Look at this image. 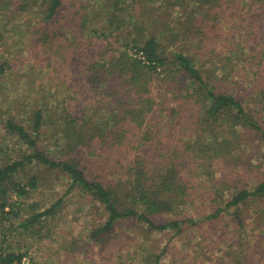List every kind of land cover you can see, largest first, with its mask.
<instances>
[{"label": "trees", "instance_id": "trees-1", "mask_svg": "<svg viewBox=\"0 0 264 264\" xmlns=\"http://www.w3.org/2000/svg\"><path fill=\"white\" fill-rule=\"evenodd\" d=\"M9 24L30 34L27 60L5 52ZM0 42V85H26L9 99L0 86L1 220L34 232L56 216L60 198L34 199L57 174L104 217L76 242L63 232L67 248L180 264L160 262L168 241L206 225L205 245L224 248L215 264H261L264 0H0ZM132 227L137 249L167 239L118 262ZM8 229L1 263L26 254L4 248Z\"/></svg>", "mask_w": 264, "mask_h": 264}, {"label": "rangeland", "instance_id": "rangeland-1", "mask_svg": "<svg viewBox=\"0 0 264 264\" xmlns=\"http://www.w3.org/2000/svg\"><path fill=\"white\" fill-rule=\"evenodd\" d=\"M5 28L7 31L5 32V35L7 36V45L4 46L5 52L7 48L10 55H18L22 56L21 58L26 59L25 56L27 53L19 49L20 47L24 48L25 44L28 43V37L30 34L25 32L26 30L24 26L18 28L16 25L9 24ZM18 40L20 43L15 45V42ZM84 43L85 42L81 44V47ZM1 54L2 53H0V55ZM5 54L6 53H4V55ZM7 57L9 56L7 55ZM9 60L17 64V71H21V67L26 65V62H16L14 57L11 59L9 57ZM9 74L10 75H6L2 80L4 82L0 85L1 89H10L8 99L13 98L16 94V88L18 87L16 85L17 83H14L12 78L15 75L11 73ZM25 87L24 78L22 77L20 80V86L18 87L20 90L19 92L26 93V90L22 91ZM21 93L20 95H22ZM0 115H2L0 117L1 119L6 117L7 113ZM1 134L2 130L0 125V137ZM19 144L20 142L11 147H18ZM29 168L31 169L32 167L29 166ZM30 171L38 172V168L34 167ZM9 193L10 196H13L14 194L12 191ZM35 198L36 199L34 200H37L45 206H48V203L54 202L55 199L60 198L61 202L56 208V210L59 208L56 216H47L44 222L41 221L42 224L39 226L40 228L38 225L31 227L30 230H33L34 232L26 231L22 227L17 226L18 220L15 218H11L10 220H1L0 218V227L5 228L11 225V228L13 229H8V233L4 237V248H8L9 251L18 253L26 252V254L32 256L37 264H109V262L99 258V256H103L98 254L100 250L99 248H89L87 244L82 245L81 248L75 249V247L72 246L67 248L69 240L63 236V232L70 233L74 236L73 239H75V242L78 237L82 236V238H84L86 234H88L91 226L103 220L104 217L101 214V206L97 203H91L89 197L82 192L72 189L69 190L68 178L66 176H57V174H52L51 176L47 174V182H45V185L40 189ZM5 209H7V207ZM202 226V228L191 227L184 231L183 234L168 241L167 248H165V252L162 254L160 262H167L169 259H174L180 264H215V261L221 256L224 248L220 244L214 245L215 243H212L209 246L205 245L207 240L205 236L207 234H204V230L208 227H206V225ZM117 230L118 233H122L124 227H119ZM128 234L132 239H128L126 242H131L133 245L132 248H122L121 244L123 241L121 239H116L120 242V248H111L113 249L111 253L115 256L116 261L118 260V262H121L120 259H122V256H126L127 252L132 253L134 250H137L136 253H138L139 256L146 251L150 254H156L161 250V246L167 239L160 236L159 233L154 234L156 239H158L156 246L153 244L150 248H145L144 250L135 248L137 246H135V241H138L141 247L145 244L143 243L144 240L140 238V235L134 232L133 227L128 231ZM147 241V243H149L148 239ZM88 244L91 246L90 242ZM153 259L152 255L150 259L152 262H150V264L154 263ZM133 262L131 261L129 264H132ZM133 264H137V262H134ZM261 264H264V260H261Z\"/></svg>", "mask_w": 264, "mask_h": 264}, {"label": "built area", "instance_id": "built-area-1", "mask_svg": "<svg viewBox=\"0 0 264 264\" xmlns=\"http://www.w3.org/2000/svg\"><path fill=\"white\" fill-rule=\"evenodd\" d=\"M34 259L29 254H23L19 259L12 260L10 262H5L0 264H34Z\"/></svg>", "mask_w": 264, "mask_h": 264}]
</instances>
